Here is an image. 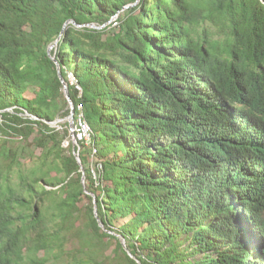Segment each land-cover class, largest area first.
<instances>
[{
	"label": "trees",
	"instance_id": "16d2710c",
	"mask_svg": "<svg viewBox=\"0 0 264 264\" xmlns=\"http://www.w3.org/2000/svg\"><path fill=\"white\" fill-rule=\"evenodd\" d=\"M0 115V264H264L263 0H0Z\"/></svg>",
	"mask_w": 264,
	"mask_h": 264
},
{
	"label": "rangeland",
	"instance_id": "374dc122",
	"mask_svg": "<svg viewBox=\"0 0 264 264\" xmlns=\"http://www.w3.org/2000/svg\"><path fill=\"white\" fill-rule=\"evenodd\" d=\"M51 48H50V51H56V46H57V41H55L54 43H52L51 45ZM53 57H54V54H53ZM69 80L72 82V83H76V79H75V76L73 75L72 72H69ZM70 107V105H69ZM68 108V106H66L63 101H60L59 102V105H58V111H59V115L57 117V119H55L53 122H51V125L52 126H55L57 128H59L60 130L63 131V129L65 128L64 126H61V124L65 123L66 121H68V116L64 117V112L66 111V109ZM1 116V115H0ZM79 117V116H78ZM78 120V119H77ZM69 123V122H68ZM76 118H75V134L77 135L78 137V140L79 139H82L83 138H89V136H81L79 134V131L78 129L76 128ZM69 128H70V124L68 125ZM72 131H71V138L73 139L72 137ZM89 140V139H88ZM68 143L69 141L68 140H65L64 142V146L65 147H68ZM81 148V147H80ZM36 152L39 154L41 152V148H37L36 149ZM89 162L87 163V165L90 167V168H93L95 169V167L97 166V159L96 157L92 154V153H89ZM96 172V171H95ZM89 202L88 198L87 197H84L83 200L80 202V205L81 206H85L87 203ZM121 221H118L117 223L119 224ZM115 245L113 244L110 249L108 250V252H111L113 249H114Z\"/></svg>",
	"mask_w": 264,
	"mask_h": 264
},
{
	"label": "water",
	"instance_id": "95a60500",
	"mask_svg": "<svg viewBox=\"0 0 264 264\" xmlns=\"http://www.w3.org/2000/svg\"><path fill=\"white\" fill-rule=\"evenodd\" d=\"M263 1H264V0H263ZM69 22L76 23L75 20H73V19H70V20L67 21V23H69ZM90 25L93 26V27H100V26H98V25H95L94 23H91ZM79 26H80V25H79ZM50 48H51V46H49V50H50ZM52 57H53V56H52ZM53 58H54V57H53ZM56 62H57V64H58V70H59V74H60V76H61L62 82L64 83L65 95H66V97H67V99H68V102H69V105H70V109H71V112H70V114L68 115V122H69V124H70V130L72 131V135H73V136H72V137H73V139H72V140H73V151H74V153L77 155L78 160L81 162V159H80V157H79L78 137H77V135L75 134V104H74V102H73V100H72V98H71V96H70L68 83L64 80V78H63L62 75H61V72H60V64H59L58 61H56ZM87 193H89V194H93V193H91V192H89V191H87ZM100 225H101L103 228H105V227H104V224H103L102 222H100ZM122 242H123V246L126 248L127 252H128L131 256H133V254L131 253V251L127 248L126 241H125L124 238L122 239Z\"/></svg>",
	"mask_w": 264,
	"mask_h": 264
},
{
	"label": "built area",
	"instance_id": "2783aa9c",
	"mask_svg": "<svg viewBox=\"0 0 264 264\" xmlns=\"http://www.w3.org/2000/svg\"><path fill=\"white\" fill-rule=\"evenodd\" d=\"M76 128L79 131V134L81 136H89L90 135V126L88 122L85 120L83 114L81 113L78 117L77 123H76ZM83 138V137H82Z\"/></svg>",
	"mask_w": 264,
	"mask_h": 264
}]
</instances>
